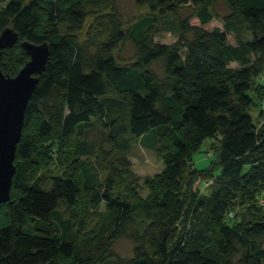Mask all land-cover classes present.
I'll use <instances>...</instances> for the list:
<instances>
[{"label":"trees","instance_id":"1","mask_svg":"<svg viewBox=\"0 0 264 264\" xmlns=\"http://www.w3.org/2000/svg\"><path fill=\"white\" fill-rule=\"evenodd\" d=\"M93 1L0 0V34H20L2 53L5 75L29 60L23 39L51 50L0 205V264H264V112L259 125L251 115L264 99V0H222L225 16L216 0H145L150 12L128 22L115 7L92 12ZM89 17L105 27L103 40H80ZM163 29L177 40L155 41ZM128 42L137 53L125 63L116 52ZM98 125L96 146L89 133ZM130 138L164 163L146 199ZM207 139L216 160L195 169ZM64 141L72 172L37 175L45 149ZM181 214L188 228L173 236ZM122 239L133 244L129 257L114 249Z\"/></svg>","mask_w":264,"mask_h":264},{"label":"rangeland","instance_id":"2","mask_svg":"<svg viewBox=\"0 0 264 264\" xmlns=\"http://www.w3.org/2000/svg\"><path fill=\"white\" fill-rule=\"evenodd\" d=\"M4 4V3H3ZM5 5V4H4ZM215 10L217 13L225 16L229 13L228 5L225 1L216 0L215 2ZM117 9L119 15L125 20L130 21L137 19L141 16H144L150 12V9L147 4H145V0H95L89 3L88 8L92 12H108L109 10H113V8ZM189 13L188 10H183L182 15H187ZM96 17H89L86 21L85 28L83 32L79 34L80 40L83 42L87 39H90V34L96 40H103L106 36L105 27L95 25ZM242 36L244 40H252L253 33L248 31V28L245 27ZM177 40V34L170 33L168 30L163 29L156 37L155 41L165 44L174 43ZM136 47L133 43L128 42L125 43L117 52L116 56L121 62L130 63L136 58ZM257 81L264 86V74L261 75ZM261 112H264V99L261 100L260 104H257L255 108L251 110V115L254 118V122L259 125V117ZM105 130L102 126L98 125L94 131L90 132V141L93 142L96 146L100 144L104 137ZM132 142V149L128 153V158L132 163L131 171L136 175L138 179L139 188H136L139 193V196L143 199H146L149 195V189L146 183L155 176L161 174L164 170V163L162 158L157 154L155 150L144 147L140 145L139 141L134 138H130ZM214 143V140L207 139L202 144L201 150L195 154L193 157V164L195 169L204 170L210 168L212 162L216 160L215 156H211V153H208L211 144ZM71 147V142L64 141L63 145L60 149L64 151H60L59 146H48L44 154L42 155V162L39 165H36L35 172L37 175H61L68 174L70 171L72 172V165H68V156L60 155L65 152V154L71 153L69 151ZM70 170V171H69ZM206 181L204 178L198 179L195 184L194 189L199 190L203 188V183ZM202 194V193H200ZM84 206V205H83ZM82 205L79 207L80 211H84V207ZM235 209L237 210V217L234 221L239 222L241 219V214L244 212L243 205L241 202H236ZM102 211L106 210V205H102ZM95 212V211H94ZM230 219V218H229ZM228 219V220H229ZM237 219V220H236ZM231 220V219H230ZM187 222V214H181L178 221L174 224V226L170 229L171 234L173 236H177L178 232H182L188 228ZM142 223V220L138 221V225ZM186 227V228H185ZM115 251L122 255L123 257H129L133 253V244L129 240L122 239L119 240L115 246Z\"/></svg>","mask_w":264,"mask_h":264},{"label":"water","instance_id":"3","mask_svg":"<svg viewBox=\"0 0 264 264\" xmlns=\"http://www.w3.org/2000/svg\"><path fill=\"white\" fill-rule=\"evenodd\" d=\"M20 34L8 27L0 34V60L5 49L13 47ZM21 46L29 60L20 72L12 77L4 74L0 67V205L11 197L16 174V155L25 126L30 100L46 71L51 58L48 43L36 44L23 39Z\"/></svg>","mask_w":264,"mask_h":264}]
</instances>
